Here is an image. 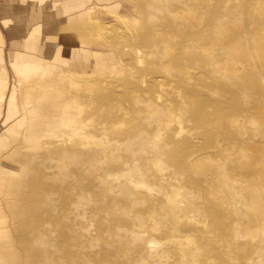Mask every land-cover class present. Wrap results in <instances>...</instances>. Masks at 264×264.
Wrapping results in <instances>:
<instances>
[{
  "label": "bare ground",
  "instance_id": "obj_1",
  "mask_svg": "<svg viewBox=\"0 0 264 264\" xmlns=\"http://www.w3.org/2000/svg\"><path fill=\"white\" fill-rule=\"evenodd\" d=\"M125 1L18 0L16 22L0 5L9 65L26 72L9 86L0 49V264H264V108L251 103L264 101V0H239L238 16L232 0L149 2L145 16ZM101 10L152 35L116 53L99 32L111 21L91 29L97 44L49 33Z\"/></svg>",
  "mask_w": 264,
  "mask_h": 264
},
{
  "label": "rangeland",
  "instance_id": "obj_2",
  "mask_svg": "<svg viewBox=\"0 0 264 264\" xmlns=\"http://www.w3.org/2000/svg\"><path fill=\"white\" fill-rule=\"evenodd\" d=\"M121 3L123 5H125L127 3V1L125 0H120ZM124 1V2H123ZM149 2H151L152 4L156 5L161 4L160 0H135L134 4H136V9H140L139 13H137L138 15H146L145 13L148 14V11L146 9V4H150ZM0 5H3V15L7 16V18L11 19L12 21L16 22L20 19V17L17 14L18 11V7H19V3L18 0H0ZM232 5L234 6V14L235 16H238V14L240 13V8H241V2L239 0H232ZM11 6V7H9ZM9 8H11L12 10V16L11 13L9 11ZM8 9V10H7ZM7 10V13H5V11ZM17 10V11H16ZM102 11V10H101ZM195 13L193 15V18H195L196 20H203L204 16L200 14V12H198L197 10H193ZM150 12L152 13V9L150 8ZM137 18L141 19L143 22V30L140 31H131L129 30V28L132 27H128L127 25H123V23L121 22V20L119 19H113V17H111L109 14H107V12H103L102 13H98L95 14L92 11H88V14L83 18L82 21L80 22H76L74 23V27L72 29H70L67 25V23H65L64 21L63 24L62 22L59 23L58 21H55L53 19V24L52 27L49 29V33L56 36L61 35V39L65 40V38L67 39H73L72 35L74 34H79L80 36H87L90 37V40L92 43H96L94 40H92V35L95 33H97L98 31L94 32L91 30L92 28H97V22L99 19H101V21H111L112 22V27H106V26H102L100 25V34L102 35H106L108 37L109 40H111V44H112V49L115 50V52L117 53V49L115 48L116 46L121 47L123 44H136V45H145V44H140V41L137 39L138 35H141L142 31H145L147 34H151V29L152 26L146 21L147 19L145 18H140L139 16H136ZM236 22L238 23V20H236ZM159 25L162 24V22L158 23ZM58 25V26H56ZM64 25V26H63ZM161 27V26H160ZM64 28V29H63ZM59 29V30H57ZM62 29V30H61ZM54 30V31H53ZM128 30V31H127ZM92 32V33H91ZM87 34V35H85ZM91 34V35H90ZM13 35L15 36V38L17 39V41L21 42L22 40H26L30 37V27H23L22 30V34H19V32L14 31ZM179 39V42L177 43ZM65 42V41H64ZM176 42V43H175ZM187 43V41H184L183 39H181V37H178L175 41L174 44L175 45H183ZM10 44H11V35L10 32L7 30V28L5 27V25L2 22V19L0 17V49L2 51V58L4 60L5 65L7 66L8 72H9V86H13V84L15 83V77L16 79L20 78L25 72L24 69H22V73L20 75H16L14 74L13 68L9 65V49H10ZM46 44H49V42H46ZM97 46V47H96ZM93 46V49H102V47H99V45ZM173 55L172 57H180L182 59H184V51L181 48H176L175 50H173ZM23 52V51H22ZM192 56V55H191ZM192 58H194V55L192 56ZM126 63L136 67L138 69H140L142 66H137L135 65V61L132 57L128 56L126 57ZM174 64V63H173ZM86 64H83V69L84 70H89L87 67L91 68V63L88 62V64L85 66ZM188 66L185 63H181L179 65L174 64L175 67H181V66ZM192 70H195V66L191 65ZM156 68V69H155ZM153 71H156V74L161 75V79L162 76L164 77L165 82H168L172 79V76L169 75L168 73L166 74V72L162 71L161 69L157 68V67H152L151 68ZM161 82V81H160ZM106 84V85H105ZM114 82L110 79L107 78V80L103 81H96L95 84V89L96 90H104V91H112V89L114 88ZM143 85V84H142ZM144 88V87H142ZM10 90V87H9ZM119 93V92H118ZM116 98L118 99H122L120 95L115 94ZM251 103L255 104L256 106L260 107V108H264V101H262V99L260 98L259 94H257L256 96L253 97V101H251ZM249 117L250 115L247 114L245 115V120L243 121V125L241 127V131H243V133L246 135V140L242 143L244 146H248L252 143V141L248 140L252 134L254 133V128L253 125L249 122ZM260 125H263L264 127V115H263V119L259 122ZM4 126L1 125V121H0V134L3 132L4 130ZM234 133H236L234 131ZM246 156L248 158H250V156L252 155V152L250 150H247L245 152ZM253 169L254 166L252 165V168L249 169L248 171L244 172V174L248 177L252 176L253 173ZM233 173H239L241 172V170L239 168H235V165L232 169ZM211 180H214L215 177L212 176L210 178ZM5 211H7V209H5ZM208 222H210V220L208 219Z\"/></svg>",
  "mask_w": 264,
  "mask_h": 264
}]
</instances>
